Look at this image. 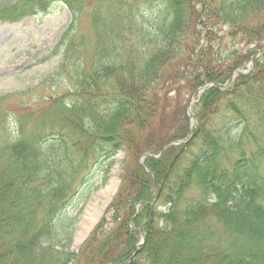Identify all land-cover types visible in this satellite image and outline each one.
Masks as SVG:
<instances>
[{
    "label": "trees",
    "instance_id": "trees-1",
    "mask_svg": "<svg viewBox=\"0 0 264 264\" xmlns=\"http://www.w3.org/2000/svg\"><path fill=\"white\" fill-rule=\"evenodd\" d=\"M52 2L16 0L0 20ZM86 2L91 48L79 30ZM64 3L73 20L53 56L61 54L57 71L70 88L0 121V264H126L136 229L144 242L129 264H264V53L222 87L264 47V0ZM154 5L166 15L154 17ZM205 82L219 87L199 98L192 138L145 161L167 210L146 203L134 216L137 203L153 200L138 157L176 138L167 111L180 114L178 138L187 135V97ZM120 150L109 218L73 250L81 211Z\"/></svg>",
    "mask_w": 264,
    "mask_h": 264
},
{
    "label": "rangeland",
    "instance_id": "rangeland-1",
    "mask_svg": "<svg viewBox=\"0 0 264 264\" xmlns=\"http://www.w3.org/2000/svg\"><path fill=\"white\" fill-rule=\"evenodd\" d=\"M15 1L0 0V8H6ZM128 1L133 2L134 0ZM136 1L138 2L139 0ZM141 2H144V0H141ZM142 7L145 8L143 5ZM89 8L92 7L89 2H86L81 12L79 30L87 35L91 48L94 41V33L91 31ZM159 8L160 6L154 5V9ZM145 14L147 18H144V20L150 23H153L154 17L166 15L162 9H159L154 14V17L151 15L150 9H146ZM72 20L73 15L64 3V0H53L51 6L45 12L28 15L16 21L0 20V96H2L0 98L5 96V98L0 100V121L6 118L13 123L15 113L24 106L34 110L46 105L50 97L65 93L70 88L65 75L59 74L57 71L61 54L53 56V52L56 51L57 43ZM155 21L157 20L155 19ZM43 59L44 61H42ZM192 94L187 97L186 109L184 111L187 120V132L190 127L195 129L198 125L196 114L198 97L195 95L193 97L194 100H192L193 102L190 104ZM189 104L190 112L188 114ZM167 112H172L168 114L169 120L167 123V128L171 129L170 135L174 134L176 135L175 139H182L183 137L178 138L182 135L178 124L180 119L179 112L177 110ZM158 123L159 121L155 122L154 126ZM153 132L156 133V136L165 137L161 128H157ZM166 140L169 141L168 139ZM126 155L124 150H120L114 155V162L109 172V178L93 193L83 207L76 223L75 234L80 231L81 224L86 220L85 212L95 203V196L113 181L119 187L123 167L122 162ZM111 177H113L112 180H110ZM97 183H99V180ZM116 191L117 189H115L112 198ZM154 193L156 195V190ZM153 200L156 201L155 205H158L159 210H167L165 205H159L158 199L155 200L154 198ZM107 211L108 206L104 208L98 222L102 219L108 220L109 213ZM97 224H95L91 231ZM81 243L75 244L73 237L70 246L73 250H77Z\"/></svg>",
    "mask_w": 264,
    "mask_h": 264
},
{
    "label": "bare ground",
    "instance_id": "bare-ground-1",
    "mask_svg": "<svg viewBox=\"0 0 264 264\" xmlns=\"http://www.w3.org/2000/svg\"><path fill=\"white\" fill-rule=\"evenodd\" d=\"M115 182L113 181L108 186H106L105 189L101 190L96 196H95V203L92 204L88 210L86 211L85 218L86 220L83 221L81 224L80 234L77 238L78 242L81 240V238L84 236L86 232H88L93 224L97 221L102 209L104 208V205L107 200H110L114 194L115 191ZM101 203V204H99ZM97 204V205H96Z\"/></svg>",
    "mask_w": 264,
    "mask_h": 264
},
{
    "label": "water",
    "instance_id": "water-1",
    "mask_svg": "<svg viewBox=\"0 0 264 264\" xmlns=\"http://www.w3.org/2000/svg\"><path fill=\"white\" fill-rule=\"evenodd\" d=\"M263 52H264V48H263L262 50H260V51H259V52H258V53H257L252 59H251V61H250L249 64L247 65V69H246V70H242V69H237V70H235V71L232 73L230 79L227 80L226 84L230 83V82L234 79V77H235L236 75L247 72V71L250 69V67L252 66L255 57H257L258 55H260V54L263 53ZM210 85H212V84L205 83L203 86H201L200 88L197 89V92H198V93H201V92H202L207 86H210ZM189 112H190V109H189ZM191 134H192V133H191V129H190V130H189V137L191 136ZM189 137H188V138H189ZM181 142H185V141L178 140V141H170V142H167V143H165V145L163 146L162 151L164 150V148H166V147H168V146H170V145L178 144V143H181ZM162 151H161L158 155H155V154H153V153H148V152H146V153H143V154L140 156V164L143 166V168H144L145 171L150 172V171L148 170V168L144 166V160H145L147 157H158V156L162 153ZM112 179H113V178H112ZM118 181H119V180H118ZM85 215H86V212H85ZM87 234H88V233H86V235H85L84 237H82V239H84V238L87 236ZM140 234H141V239H140L139 243L137 244V246H138L139 244H141V243L143 242V240H144L143 234H142L141 232H140ZM78 237H79V235L77 234L76 237H75V239H77ZM136 252H137V250L133 253V255L131 256V258L128 260V263L133 259L134 254H135ZM128 263H127V264H128Z\"/></svg>",
    "mask_w": 264,
    "mask_h": 264
}]
</instances>
